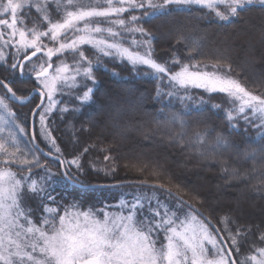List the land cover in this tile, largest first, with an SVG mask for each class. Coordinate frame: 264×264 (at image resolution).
<instances>
[{"label":"trees","instance_id":"obj_1","mask_svg":"<svg viewBox=\"0 0 264 264\" xmlns=\"http://www.w3.org/2000/svg\"><path fill=\"white\" fill-rule=\"evenodd\" d=\"M234 6L230 0L214 4L189 2L171 4L149 15L147 7L131 12L138 14L136 25L151 38L154 61L164 64L169 72L195 65L222 67L247 91L264 98V1ZM49 9L52 18H56L55 8L50 5ZM21 16L25 26H47L32 7H25ZM244 21L254 23L259 36L256 31L242 30ZM80 52L92 63L94 81L80 78L79 84L69 90L80 95L91 88L90 99L80 101L75 95L62 93L47 117L46 138L38 125L41 108L36 117L39 144L59 155L69 176L79 182L102 183L101 179L110 176L111 182L148 181L173 190L217 224L238 264H254L264 250V207L259 202L264 200V133L257 134L242 123L234 127L227 116L228 97L221 91L162 84L160 92L161 84L146 67L98 55L87 45L57 54L52 61L74 65ZM17 58L12 45H0V78L17 96L24 97L38 83L29 71V63L20 74L18 65H14ZM124 87L128 90L122 92ZM0 97L9 106L0 107V167H10L21 174L53 171L50 176L43 173V189L35 207L39 227L46 231L55 229L73 198L71 188L88 189L68 183L59 163L42 156L32 145L29 121L38 96L25 104H13L0 84ZM157 191L185 207L171 195ZM252 205L257 206V211ZM165 212L171 217L175 214L174 209L167 208ZM248 217L253 220L247 221ZM165 229L164 225L155 226L146 232L165 239ZM211 232L216 246L209 249V257L223 250ZM159 252L163 256L164 249Z\"/></svg>","mask_w":264,"mask_h":264},{"label":"rangeland","instance_id":"obj_2","mask_svg":"<svg viewBox=\"0 0 264 264\" xmlns=\"http://www.w3.org/2000/svg\"><path fill=\"white\" fill-rule=\"evenodd\" d=\"M225 1L0 0V45L2 48L12 45L17 55L42 49V58L29 61V68L38 71L57 54L74 52L87 45L98 55L114 56L134 66L146 67L161 84L160 92L163 91L162 84H174L182 88L197 87L208 92L225 93L229 100L227 116L232 125L238 128L242 123L262 134L264 98L247 91L222 67L195 65L192 69L169 72L164 64L154 61L151 38L136 25L138 14L131 12L132 9L147 7L149 11L146 14L149 15L171 4ZM230 1L236 8L252 0ZM50 5L55 8L54 19ZM25 7L39 12L47 23L46 28L23 25L21 11ZM242 24V30L256 31L259 36L254 23L244 21ZM240 34L245 33L240 31ZM54 63L49 76L37 79L39 87L47 95L38 121L43 138L48 133L47 117L56 108L62 93L74 96L70 90L79 84L80 78L94 81L92 63L83 52L77 55L74 65L65 61ZM256 73L260 75V72ZM127 90V87L122 88V92ZM90 93L91 88L75 96L88 101ZM239 153L245 155L244 152ZM45 171L21 174L10 167H0V264H85L93 259H99L100 264H229L223 250L209 257V249L216 246L209 227L186 206L176 204L157 190L126 186L104 191L71 188L73 198L61 223L48 231L40 228L35 203L43 189L44 175L50 176L53 172L50 169ZM112 180L110 176L101 179L104 182ZM216 188L219 192V187ZM242 195V191L238 193L239 199ZM254 201L253 205H256L257 199ZM259 202L264 207V200ZM167 208L175 210L173 217L167 215ZM253 209L256 210L257 206ZM163 225L166 227L165 239L146 232L155 226L163 228ZM160 248L164 249L163 256L158 253ZM254 264H264V250L254 259Z\"/></svg>","mask_w":264,"mask_h":264},{"label":"water","instance_id":"obj_3","mask_svg":"<svg viewBox=\"0 0 264 264\" xmlns=\"http://www.w3.org/2000/svg\"><path fill=\"white\" fill-rule=\"evenodd\" d=\"M40 53H41V50H36V51L29 53L27 56H25L20 62V70H22L24 63L27 60L37 56ZM51 69H52V64L49 65L47 68H45L43 71L37 73L36 77H43V76L48 75L50 73ZM0 83L7 89L8 93H9V95H8L9 100H11L12 102H15V103L24 104V103L29 102L36 94H39L41 96V100H40L39 104L35 107V109L32 111L31 116H30V139H31L33 146L43 156L54 159L57 162H59L61 173H62L63 177L70 184L75 185V186L80 187V188H108V187H116V186L136 184V185H143V186H148V187L160 189V190L170 194L172 197L176 198L178 201L182 202L188 208L192 209L199 216H201L211 226V228L214 230V232L218 236L222 246L224 247V249L226 251V254H227V257H228L230 264H237L235 257L233 255L225 237L223 236L221 230L216 225V223L212 219H210L200 208H198L196 205H194L193 203H191L190 201L185 199L183 196L177 194L173 190H171V189H169V188H167L161 184L154 183V182H148V181L120 180V181L107 182V183L84 184V183H80V182H77V181L71 179V177L66 172L63 160L59 156L51 154L48 151H46L45 149H43L38 144V142L36 140L35 116H36L38 109L43 105L44 100H45V93L43 92V90L40 88H34L33 90H31L30 94L26 98L20 99L19 97L16 96L14 91L10 88V86L5 81L0 79ZM87 264H99V262H98V260H91Z\"/></svg>","mask_w":264,"mask_h":264}]
</instances>
